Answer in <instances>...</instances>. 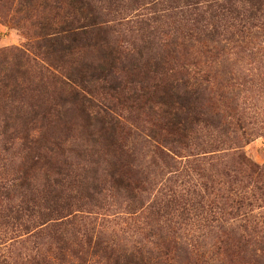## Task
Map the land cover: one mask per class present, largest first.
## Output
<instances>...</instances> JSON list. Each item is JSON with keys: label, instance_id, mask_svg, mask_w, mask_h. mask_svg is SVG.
<instances>
[{"label": "rangeland", "instance_id": "rangeland-1", "mask_svg": "<svg viewBox=\"0 0 264 264\" xmlns=\"http://www.w3.org/2000/svg\"><path fill=\"white\" fill-rule=\"evenodd\" d=\"M39 3L0 0L1 49L29 43L35 52L44 50L36 46L42 40L38 23L46 14ZM114 37L130 44L127 30ZM194 43H183L179 60L154 78L180 83L185 75L200 72L194 87L200 102L196 113L208 121L199 122L184 142L171 132L168 114L159 105L135 99L140 86L131 79L136 76L123 70L115 80L122 97L121 103L114 101L123 125L117 134L118 152L105 148L102 139L95 142L96 129L89 135L74 119L68 127L71 105L58 102L52 118L58 147L42 149L54 164L42 162L32 174L43 189L57 179L58 202L69 206L61 213L81 217L58 228V243L47 231L28 238L12 225L2 229L0 251L11 256V264H29L33 256L40 264H110L101 248L85 242L84 233L115 250L141 249L156 264H264V193L254 187L255 171L264 172V49L249 56L250 51L235 44L207 51ZM49 91L38 95L46 105L52 102ZM27 100L33 99L28 95ZM217 115L231 123L228 138L209 123ZM42 131L52 132L37 123L32 135ZM46 137L48 144L54 141ZM15 142L6 153L10 168L24 154L22 140ZM117 169L133 184L127 191L113 183L109 173ZM130 193L142 207L132 208Z\"/></svg>", "mask_w": 264, "mask_h": 264}, {"label": "trees", "instance_id": "trees-1", "mask_svg": "<svg viewBox=\"0 0 264 264\" xmlns=\"http://www.w3.org/2000/svg\"><path fill=\"white\" fill-rule=\"evenodd\" d=\"M27 1L30 5L40 1L39 6L46 11L38 23L42 40L36 43L39 51L44 50L35 52L29 43L0 48V231L12 225L25 231L28 238L47 231L58 243V228L74 224L81 216L61 213L69 206L58 202L57 179L43 189L35 184L32 174L42 162L54 164L42 149L53 151L58 147L57 123L52 124L58 102L71 105L68 127L74 119V124L89 135L94 128L98 135L95 142L102 139L105 148L118 152L121 143L117 134L123 125L114 101L121 103L122 97L118 94L119 81L115 80L123 70L136 76L131 79L140 86L134 92L135 99L159 105L161 112L168 114L171 132L184 142L199 122L208 121L196 113L200 102L194 87L199 85L200 72L192 76L187 73L180 83L154 78L167 73L171 63L179 60V47L191 42L207 51L225 50L235 44L250 51L249 56L264 49V0ZM125 30L130 44H121L114 37L115 32L123 35ZM48 87L51 91L47 98L52 102L46 105L38 95L47 94ZM217 118L210 125L228 138L231 123L221 115ZM37 123L52 132L32 135ZM46 136L54 139L52 146ZM18 138L24 154L20 164L10 168L6 153ZM255 173L254 187L264 193V172ZM109 174L117 187L127 191L133 185L119 169ZM97 188L98 184L93 187L95 191ZM135 198L130 193L132 208L142 207L141 202L134 204ZM83 236L90 247L105 252L110 264H156L141 249L115 250L102 246L95 235ZM9 257L0 251V264H11ZM37 258L33 256L29 264H40Z\"/></svg>", "mask_w": 264, "mask_h": 264}]
</instances>
